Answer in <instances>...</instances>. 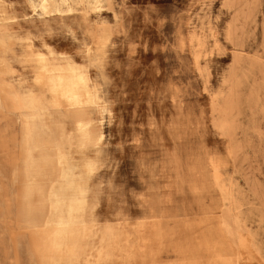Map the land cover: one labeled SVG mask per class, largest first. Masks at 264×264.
<instances>
[{
	"label": "rangeland",
	"instance_id": "obj_1",
	"mask_svg": "<svg viewBox=\"0 0 264 264\" xmlns=\"http://www.w3.org/2000/svg\"><path fill=\"white\" fill-rule=\"evenodd\" d=\"M5 33L0 264H49L43 200L28 195L47 181L25 180L16 102L42 95L28 44L73 59L99 89L88 115L102 139L70 149L93 171L65 264H264V0H1Z\"/></svg>",
	"mask_w": 264,
	"mask_h": 264
},
{
	"label": "bare ground",
	"instance_id": "obj_2",
	"mask_svg": "<svg viewBox=\"0 0 264 264\" xmlns=\"http://www.w3.org/2000/svg\"><path fill=\"white\" fill-rule=\"evenodd\" d=\"M31 6L35 11L32 3ZM41 7L48 10L50 0H41ZM10 19L1 9V20L7 23ZM6 38H10L7 33L0 39V45ZM27 48L24 56L29 59L31 55L34 59L35 84L42 95L39 97L24 92L16 96L24 129V136L21 137L24 176L31 184L47 181L43 192L33 190L28 195L43 200L41 208L34 207L36 212L41 209L46 211L45 217L40 220L49 229L43 235V259L49 264H65L67 258L76 252L78 240L84 234V220L89 208L85 200V184L87 176L93 171L89 159L78 164L70 149L73 139L79 150L93 140L99 142L102 139L100 122L88 115L101 106L99 89L73 59L65 57L60 60L52 52H33L29 44ZM49 106L67 118L70 130L66 126L58 131L53 129Z\"/></svg>",
	"mask_w": 264,
	"mask_h": 264
}]
</instances>
